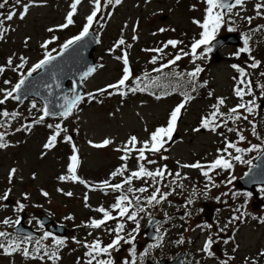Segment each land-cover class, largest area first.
<instances>
[{"label":"rangeland","instance_id":"374dc122","mask_svg":"<svg viewBox=\"0 0 264 264\" xmlns=\"http://www.w3.org/2000/svg\"><path fill=\"white\" fill-rule=\"evenodd\" d=\"M73 2L74 0H22L20 5H16L15 0H8V4L0 9L4 16L13 8L16 11L11 21H5L8 30L0 37V67H4V71L0 72V88L10 90L18 82L19 79L15 78L17 69L21 68L17 67L18 65H27L26 68L30 65L32 68L44 58L45 51L50 54L59 52L65 41L80 33L83 25L87 23L86 17L96 8V4L95 0H80L73 14V23L65 28L58 27L66 23V16ZM257 3L264 4V0H244L243 5L235 6L227 14L223 13L222 23L212 39L227 34L228 31L249 33L257 27L264 29V8L257 9ZM23 4H29V7L21 19L19 12ZM207 7V0H120L119 4L115 0H99V9L89 28L98 37L94 50L96 67L81 82L82 102L77 105L71 117L68 115L61 120L68 125L69 131L66 135L69 132L74 134L71 140L73 143L66 141L64 137L63 141L60 140L59 134L53 147L45 150L44 145L49 137L55 134L54 128L60 123V119L37 123L41 122L38 112L40 100L39 103L35 98H29L19 104L15 99L9 98L2 104L0 113L7 111L17 115L15 118L11 115H0V133H5V146L0 147V197L7 192V198L0 199V232L11 233L15 221L23 217L24 224L27 223L38 230V237L42 238L43 243L53 242L52 236L44 238L45 226H41L39 221L41 214H47L51 217V223L63 226L61 230L66 235L65 242L79 252L83 241L94 239L110 226L92 227L91 223L87 222L101 215L98 211L99 202L105 198L103 196L109 194V190L115 191L111 187H104L102 182L108 181L109 185L121 184L120 189L128 194L129 200L147 207L148 213L143 215L144 218L136 217V221H143L140 228L145 226L151 215L160 214L166 218L170 225L165 228L158 226L157 230L166 235L165 242L168 241L170 246V238L174 239V244L179 241L185 244L187 240L190 241L188 247L191 250H201L205 236L208 239L212 235L225 234L235 228L238 219L241 220L235 236L245 252L244 255L257 256L259 264H262L263 257L260 256L259 250L264 247V223H259L258 216L264 211V192L254 198L239 194L235 185L236 179L249 164L234 160L235 164L229 171L232 172L231 176L223 175L220 180L214 181H209L200 168L184 167L196 163L198 159L197 162H201L203 170L207 171L206 167L218 156L227 159L231 152L221 151L219 144H224L225 139L235 135L233 131L228 130L233 129L234 125L245 135V139L239 142L240 148L250 149L252 145L249 141L256 142L257 147L251 150V153L255 152V157L261 147H264V133L259 131L256 139L248 129L250 124L243 118L251 119L252 116L254 120L260 119L259 125H262L264 108H259V100L263 95L260 92L242 97L235 94L237 88L243 89L248 82L238 81V78L242 77L238 68H243L246 77L252 79L264 77V70L259 72L251 67V63L246 66L240 62L243 54L247 53L236 54L242 45H222L218 50L220 57L215 61L210 51L204 52L205 47L210 48L212 39L207 45H201L197 49L195 60L192 55H184L189 43L192 45V40L200 38L203 31L201 24L207 15ZM213 11L220 12L218 9ZM256 11L261 14L256 15ZM249 17L252 18L251 23ZM176 37H179L182 43L181 46L172 48V53L179 51L178 48L181 47V59L163 68V75L167 76L175 66L179 71L184 65L182 71L188 73L199 65L202 71L196 77L200 82H204L206 87L198 91L197 96L187 102L176 96L156 99L149 94L131 95V99H128L120 94V88L107 87L119 81L124 64L122 57L125 53L128 61L139 63L136 66L146 67L147 73L155 66V63L151 62L152 58L158 57L156 51H153L154 46H158L159 40ZM255 37L253 44L257 45L256 51L260 57L264 56V37ZM120 39L124 40L123 44H117ZM45 41H50L46 49L41 47ZM126 47L128 51L123 49ZM164 51H168V48ZM9 58L12 59L11 66L8 65ZM161 60L165 64L164 58ZM142 75L144 78L145 75ZM4 81L9 83L5 84ZM100 89L105 91H98ZM0 99H3L2 92ZM221 99L223 104L219 103ZM33 103L35 108L32 107ZM180 103L184 104L180 112L182 116L176 121L174 130L178 133V138L171 145L167 144L168 139L165 138L166 142L160 152L146 150L145 159L139 160L138 149L143 147V141L149 140L150 134L157 127L167 126L171 111ZM239 104L252 106L253 111L249 113L244 108H238L240 118L232 120L230 126L223 124L216 127L215 131L212 127H201L200 122L210 117L214 106H218L219 111L227 116L229 108H235ZM222 118L218 115L214 124L220 125L224 121ZM46 122L51 126L45 125ZM132 136L137 138V143L134 148L129 144L131 151L125 153L123 149ZM235 137L237 138V135ZM105 139L110 143L96 146L101 145ZM246 153L248 151L235 155ZM73 154L77 156L75 174L79 180H60V176L70 175L67 162H71ZM125 156L126 159H121ZM228 159L230 162L233 160L231 157ZM246 159L249 161V157ZM140 164L149 171L155 172L159 169L163 175L133 178L130 184L122 180L113 181L114 177L120 178V174L111 175L118 168L130 177L133 171L138 170ZM205 183L210 187H205ZM129 187L144 188L146 191L128 192ZM157 188L160 190L156 193L157 199L162 194L165 195V198L160 200V208L154 207L158 204L155 201L148 202V197ZM105 189H108L107 192H103ZM233 190L238 194L232 193ZM20 204L24 205L23 209H19ZM150 205H153V208L150 209ZM124 217L126 218V215ZM5 219L11 222L4 224ZM195 223L203 224L206 231L193 228ZM209 225L211 227H208ZM212 226H216V230ZM4 237L6 235L2 238ZM126 241L131 242H123L112 253L113 264H129L131 260H138L141 251L146 249L144 237L139 233ZM22 242L24 244L25 241ZM3 244L9 245L7 242ZM142 247L143 250H139ZM151 249L153 252L150 255L154 256L152 260H157L163 255L161 248ZM21 252V246L11 254H6L0 249V264H78L74 254L68 252V248L61 254L59 252L54 262L42 258V255L23 257ZM104 257L105 253H101L97 259ZM209 263L210 261L204 262Z\"/></svg>","mask_w":264,"mask_h":264},{"label":"snow or ice","instance_id":"6c2138e0","mask_svg":"<svg viewBox=\"0 0 264 264\" xmlns=\"http://www.w3.org/2000/svg\"><path fill=\"white\" fill-rule=\"evenodd\" d=\"M30 2H32V0H30ZM115 2L117 4L120 3V0H115ZM22 3V0H15V4L16 5H20ZM80 3V0H74V2L71 4V10L68 12L67 16H66V23L65 24H61L58 27L60 28H65L67 27L69 24L73 23V14L76 11L77 8V4ZM8 4V0H3V2H0V9H3L5 7V5ZM95 4H96V8L92 11V13L90 15H88L86 17L87 23H85L83 25V29L80 31L79 35L77 36H73L71 39L65 41V43L63 45H61V49L60 51L63 52L65 50H67L69 47H71L73 44H75L77 41H80L83 37H85L86 35H88L89 32V28L93 22L94 17L97 14V10L99 9V0H95ZM244 4V0H234V3H228L227 0H207V15L204 18L203 23L201 24V27L203 28V31H201L200 33V38L196 39L193 41L192 45H191V55L193 60H195L197 58V49L200 48L201 45H207L209 43V41L212 39L213 34L215 33V31L217 30V28L221 25L222 23V19H223V13L221 12H214V9H227V11L231 12L232 9L235 6H240ZM28 7L29 4H23L22 5V10L19 12V16L21 19H23L24 15L27 13L28 11ZM255 7L257 9H261L264 8V4L261 3H257L255 5ZM261 13L259 11H257V15H260ZM16 15V11L15 8H13L12 10H10L6 16H4L2 13H0V37H2V35L4 34V32H6L8 30L5 21H11L13 16ZM251 19L252 18H248L249 23H251ZM195 23H199V21H194ZM49 31H52L51 29H49ZM161 31H164V29H161ZM53 39H56L55 37H53ZM135 39V37H134ZM48 43H50V41H45L43 45H41V47L43 48H47ZM124 40L120 39L119 41H117V44H123ZM182 43L181 41H177V40H168L167 43L165 44V47H167L168 45H171L173 48L176 47L177 44ZM153 51L156 52H162L163 49L161 48H157L154 49ZM183 51V50H181ZM211 51L210 48L205 47L204 48V52H209ZM250 49L248 48V40L247 38H245L244 41V47L239 49V52L236 53L237 55H239V53L241 52H249ZM60 53H57V55H59ZM188 53H184V55H187ZM23 60V58H21ZM56 59V56L51 55L50 53H48L47 51H45V55L44 58L42 60H40L38 63L34 64L32 66L31 69L28 70L27 75L31 76V74L33 72H35L37 69L43 68L45 65L50 64L52 61H54ZM123 62H124V68H123V76L121 79H119V81L116 84H110L107 87L108 88H112V89H119L121 86L125 85V81H127L129 79L130 76V69L128 67V59H127V54L125 53L124 56L122 57ZM156 57L154 56L152 58V63L156 62ZM181 59V55L180 54H176L174 59H170L168 61L167 64H161L160 68L158 69H153V71H157L159 72L161 69L168 67V65L174 64L175 61H178ZM12 64V59L9 58L8 59V65L11 66ZM259 64V61H254L251 64L252 68L257 67V65ZM17 67H23V64L18 65ZM233 67H237L236 65H233ZM94 69H89L88 71L91 72ZM4 71V67H0V72ZM202 71L201 67L199 65H197L193 71L188 72L187 76L189 77L190 81H194L195 77ZM238 71L240 72L241 76L245 75L244 69L243 68H238ZM176 75H182L181 73H176ZM5 84H8L9 81H4ZM25 84V77L22 76L21 79L14 85L11 87L10 90L7 89H3L0 88V92L3 93V99H0V105L4 104L6 100H8L9 98L15 99V100H19L20 96L19 95H14L16 93H19V91L21 90V86ZM136 89H130V91H135ZM141 91H143L144 89H140ZM98 91H105V89H100ZM248 91H251V86H249ZM235 94L237 96H243L244 93V89L242 88H237L235 90ZM89 96H91L92 94H88ZM82 97L80 95H74L73 98L71 100H68L67 103L64 105V110L62 113H60L63 116H68L72 109L75 108L76 104L80 101ZM191 99L190 96H188L187 94H185V102L187 100ZM220 104H223L224 101L223 99H221L219 101ZM184 104L180 103L178 104L170 113L169 119L167 121V126H161V127H157L155 129V131H153L150 134V138L149 140L143 141V147H140L138 149L139 152V160H144L145 159V151L149 150L152 152H160L161 149L164 147L165 144V138H167L168 140L172 139V134L175 130V124L176 121L180 115L181 109L183 108ZM33 108L36 107L35 103H33L32 105ZM216 108V111L212 112L210 114V119L209 118H204L201 121V127L204 128H208L210 126H212V130L215 131L216 127H218L219 125H213L212 122L215 121L216 117L219 116H224L225 114L219 111V107L218 106H214ZM238 108H244L247 112L251 113L253 111V107L252 106H246L245 104H239L237 105L235 108H232L229 110V114L227 115V119H231V120H235V119H239L240 116L237 112ZM43 113L44 116L49 115V110L47 108V106H45V108L43 109ZM0 115H3L4 117H8L9 115H11L13 118H15V116L17 115V113L13 112L11 114H9V112L7 111H3L2 113H0ZM244 119H247V117H244ZM40 120H43V116L40 117ZM57 129H60V125L57 124L55 126ZM198 130V129H197ZM229 131H234V129L229 128ZM253 134H255V126H253ZM59 135V131H57L55 134L51 135L48 139V142L44 145L45 148H51L53 147L54 143L56 142L57 136ZM4 136L5 133H0V147H4L5 144L3 143L4 140ZM70 137H65V140H70ZM239 139L241 141H243L245 139V137L243 135H239ZM110 141L105 139L101 145H96L97 147L100 146H104L109 144ZM137 143V138L135 136H132L129 138L128 143L125 145L123 151L125 153H128L129 151H131V149L128 147V145H132V147L134 148L135 145ZM257 147V145H252L250 149H244V148H240L237 147L236 144L228 142L227 143V147L225 148V151H227V148H234L235 151L237 153H242L245 151H251L252 149H255ZM73 151L75 152V147L73 146ZM166 158V157H165ZM71 163L68 165V171L70 173L69 176H60L59 179L60 180H66V179H70L73 181L79 180V177L75 174V170H76V166H77V156L75 154H73L71 156ZM121 159H126L125 157H121ZM231 159H234L236 161H240L243 163H248L251 164V161H244L243 157L241 155H235L232 156ZM149 163H154V161H148ZM232 163L230 162V159H226L223 156H218L215 160H213L210 165H208V170L204 171L203 170V166L199 163L196 162L194 164L191 165H184V167H192V168H200L203 171V175L205 177L208 178L209 181H211V177L209 176V171L216 169V168H220V169H230L232 168ZM15 171V170H13ZM122 169L118 168L116 171H114L113 173H111L112 176H116L118 174H122ZM163 175V172L161 170H156L155 172L153 171H149L147 170L143 164L139 165V168L137 171H133L131 173V176L128 177L125 180V183H131V180L133 178H140V177H161ZM177 176H179V173H177ZM81 183H84V181L80 180ZM229 183L231 182V180L228 181ZM104 187H111L113 189H120L122 187L121 184H113V185H109L108 181H103L102 182ZM215 186V185H213ZM140 191V192H144L146 191V189L144 188H140V189H133L131 187L128 188V192H133V191ZM160 190L157 188L155 192H153V194L148 197V202L152 203L153 201H155L156 203H159L160 200H163L165 198V195L162 194L159 199H157L156 197V193L159 192ZM44 195H47V193H44ZM67 195H71V193H67ZM246 195H251L246 194ZM7 198V192L4 194L3 197H0V199H6ZM138 199V198H137ZM219 199V198H217ZM127 201L128 204L124 205L122 202ZM189 203H191V200L188 201ZM131 206V200H129V197L127 195H120L117 197L116 203L112 205L113 208L115 209H119V215L121 217H124L126 214V218L128 220H132V221H136V215L137 212L136 211H132L130 214H128V208ZM24 205L20 204L19 205V209H23ZM98 211L102 212L104 214V218L103 220H93L91 222V226L92 227H99L101 224L104 223V221L108 220V219H112V217L110 216L109 212L106 211L103 207L99 208ZM140 211H143V208H140ZM234 219H238V217H234ZM11 221H9L8 219H5L3 221L4 224H8ZM19 219H17L15 221V223H19ZM138 224V222H137ZM124 227L123 224L118 223L117 224V232H119L120 230H122ZM208 227H211L210 225ZM6 233L4 232H0V237L5 236ZM51 234L48 232L44 233V238H47L48 236H50ZM27 239V238H26ZM122 237L119 235H116V237L111 241V243H109L106 246H101L100 241H94L92 244L87 245V247L90 249V251L88 253H86L87 255L91 256V259H89L88 264H93V261H95V264H113V262L109 259V260H104V259H97V256H99L101 253H108L109 249H112L116 246H118L119 242L121 241ZM126 242H131V241H126ZM182 242V241H181ZM228 241H225V243H227ZM213 243V239L211 236L208 237V239L205 241L204 246H203V251L207 252L208 255H213V253L210 251V247ZM55 244L57 246H63L64 244V240L63 239H55ZM19 244H17L16 242H12L11 244H9L8 246H5L3 243H0V249H3L4 252L6 254H11L12 252H15L19 249ZM23 254L27 257L29 256V250L27 248H23L22 249ZM35 251L39 252L40 249L37 248ZM94 253V255H93ZM46 255H48L49 259H54L57 258L56 252L53 251L50 254L47 253V251L45 252ZM222 264H226V262H222Z\"/></svg>","mask_w":264,"mask_h":264},{"label":"water","instance_id":"95a60500","mask_svg":"<svg viewBox=\"0 0 264 264\" xmlns=\"http://www.w3.org/2000/svg\"><path fill=\"white\" fill-rule=\"evenodd\" d=\"M234 0H227L228 3H232ZM223 11L225 9H222ZM96 38L92 31L88 32V35L83 37L80 41H77L71 47L63 52H59L56 59L50 64L45 65L37 73H32L31 76L25 77V84L21 86V90L16 95L20 96L17 102L22 101L27 97H37L44 103V107L47 106L49 115L60 114L64 110V105L68 100H71L74 95H80L81 79L89 73V69H94L95 59L93 52L95 49ZM239 45L240 40L235 33H227L217 37L212 42V57L217 61L220 57L218 50L222 45ZM73 82V87L70 88L67 85L68 81ZM68 90H72V94L67 93ZM261 106H264V100H261ZM178 135H172V139L169 143L177 138ZM237 185L241 188L254 190L255 185H264V150L255 158L254 164L249 166L246 171L238 178ZM41 222L46 225L51 223V219L47 215L40 216ZM158 218H151L147 225L143 228L142 232H145L146 239L151 240L157 236L153 227ZM62 227L56 225L50 227L49 230L60 231ZM15 233L24 234L30 237H35L38 232L31 226L24 224L21 220L13 229ZM146 264H154L147 261ZM157 264H183L181 261V255H178L173 261L160 260Z\"/></svg>","mask_w":264,"mask_h":264},{"label":"trees","instance_id":"16d2710c","mask_svg":"<svg viewBox=\"0 0 264 264\" xmlns=\"http://www.w3.org/2000/svg\"><path fill=\"white\" fill-rule=\"evenodd\" d=\"M257 15V11L254 12ZM262 30L264 29H260L259 27L254 28V30H251V32L247 35H245L244 37L247 38L248 40V46L250 47H255L253 44V40H256L255 36H263L264 37V33L262 32ZM257 46V45H256ZM170 59H173V56L171 55L170 57L167 58V61H169ZM261 65H264V56H261ZM135 71L137 72V75H141L144 74L146 77L144 82L141 84V81H136L135 85L132 86L133 89H136L135 91H130L127 92V97L128 99H131V95H142L143 93L145 94H149L151 96H155V97H166L168 95H174L177 94L180 96L181 99L185 100V94H187L190 97L193 96H197V92L200 90H203L206 85L204 82H200L198 80L197 77H195L194 81H190L189 77L185 74L182 75H176V74H171L164 82L160 83V82H156L155 81V75L159 76V72H147L146 73V67H140V66H135ZM153 68V67H152ZM151 68V69H152ZM26 71V67L18 70V75H22L24 72ZM264 85V83H261ZM144 89L143 91H141L140 89ZM188 101V100H187ZM212 111H216V108H213ZM223 113V112H222ZM228 115V113H227ZM221 116L222 117H225ZM224 121L222 123H220L219 126L223 125V124H227V125H232V120L231 119H227V116L225 118H222ZM262 124H264V120H262ZM219 149L221 151H223L225 149V145L219 144ZM247 157H245L246 159ZM120 178L123 180V182H125V180L128 178L125 174L124 171H122V174H120ZM120 193H117L114 197L119 196ZM160 202L158 204H156L155 206L159 205ZM136 209L133 208L131 211H135ZM110 216L112 217V222H113V226L109 227L108 229H104L103 233H101L100 235H98L97 237H95L94 239H90L85 243V246H81V250L78 252L77 249L73 246H70L68 244V252L71 254H74L75 258H76V263H78L79 260L81 259H85L86 262L89 261V259H91V256L87 255L86 253H88L90 251V249L87 247V245L92 244L94 241L99 240L101 246L107 245L110 241H112L116 235H119L121 237H123L125 234L130 233L132 230L136 229L135 224L134 223H128L126 221H121L120 223L124 225L123 229L120 230L119 232H117V224L119 221V217L120 215L112 212L109 213ZM146 214V213H145ZM103 215L101 214L99 217H102ZM93 219V218H92ZM25 241L24 244L22 241ZM7 242L9 244H11L12 242H16L17 244H19L21 246V249L23 248H27L29 250V256H27V258L31 257V256H35V255H42V258L48 257V255L45 254V252L47 251V253H51L53 251L56 252L57 257L59 256V252L60 249H62L61 247L57 246L56 244H52V246H49L47 244L42 243L41 241H39V239H26L23 236H19V235H15L12 233H8L6 234V237L2 238L0 237V243H4ZM37 248L40 249L39 252L35 251ZM78 252V253H75ZM23 257H26L23 254V251L21 252ZM49 259V258H48ZM56 258L54 259H49L50 262H53ZM88 264V263H87ZM93 264H95V262H93Z\"/></svg>","mask_w":264,"mask_h":264},{"label":"flooded vegetation","instance_id":"af4514ba","mask_svg":"<svg viewBox=\"0 0 264 264\" xmlns=\"http://www.w3.org/2000/svg\"><path fill=\"white\" fill-rule=\"evenodd\" d=\"M243 59L244 61L251 63L249 56L246 53L243 54ZM255 130L256 131L254 135L257 138V134L258 131H260V127L258 126L257 128H255ZM258 144L260 145V143ZM236 145H239V142H237ZM237 190L240 192L239 194L250 193L251 194L250 196L258 197L259 194L264 191V188L257 187L253 192L243 190L238 187ZM227 192L229 193L228 190ZM232 193L238 194L235 190H233ZM241 223H242L241 220L238 219L235 223V228H233L232 230L227 231L225 234L220 233L219 236L217 235L211 236L213 239V243L210 247V251L213 253V255H208V253L206 252L207 261H210L209 264H222V262H226V264H259L260 260L258 259L257 256L251 254L244 255L245 252L243 251V248L241 247L238 238L235 236V233H238L236 229ZM212 228L216 230V226H212ZM225 241L228 242L225 243ZM194 251H196V253H201L202 249L199 250L197 248ZM259 252H260V256L263 257L262 264H264V247L260 249Z\"/></svg>","mask_w":264,"mask_h":264}]
</instances>
